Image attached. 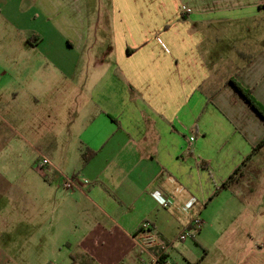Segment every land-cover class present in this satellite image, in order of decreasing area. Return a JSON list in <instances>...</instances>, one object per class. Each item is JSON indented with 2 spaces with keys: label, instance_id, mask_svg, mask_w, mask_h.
Here are the masks:
<instances>
[{
  "label": "crops",
  "instance_id": "obj_1",
  "mask_svg": "<svg viewBox=\"0 0 264 264\" xmlns=\"http://www.w3.org/2000/svg\"><path fill=\"white\" fill-rule=\"evenodd\" d=\"M98 1L0 0V264H264V0Z\"/></svg>",
  "mask_w": 264,
  "mask_h": 264
},
{
  "label": "built area",
  "instance_id": "obj_2",
  "mask_svg": "<svg viewBox=\"0 0 264 264\" xmlns=\"http://www.w3.org/2000/svg\"><path fill=\"white\" fill-rule=\"evenodd\" d=\"M53 169L61 175V188L69 192H82V181L76 175L65 176L61 174L54 165L44 156L40 155L39 161L36 163V170L39 172L45 169ZM166 204L163 205L165 207ZM201 222L199 219H194L192 221L193 230L199 229ZM190 237L188 231H182L178 235L179 241H184ZM133 242L135 248L140 254L149 256L152 260L151 263L157 264H176L166 259V253L168 252L170 246L167 244H162L158 241L157 237L151 231L148 222H143L140 225L139 232L133 237Z\"/></svg>",
  "mask_w": 264,
  "mask_h": 264
},
{
  "label": "trees",
  "instance_id": "obj_3",
  "mask_svg": "<svg viewBox=\"0 0 264 264\" xmlns=\"http://www.w3.org/2000/svg\"><path fill=\"white\" fill-rule=\"evenodd\" d=\"M233 89L242 98V100L254 111V113L264 122V110L263 108L253 99L251 92L241 87L237 82L231 81ZM264 145V139L259 143L258 147ZM87 161L86 157L83 156V162ZM229 183V181H228Z\"/></svg>",
  "mask_w": 264,
  "mask_h": 264
},
{
  "label": "rangeland",
  "instance_id": "obj_4",
  "mask_svg": "<svg viewBox=\"0 0 264 264\" xmlns=\"http://www.w3.org/2000/svg\"><path fill=\"white\" fill-rule=\"evenodd\" d=\"M96 2L98 1V0H95ZM100 1H102V2H105L106 0H100ZM99 2V1H98ZM15 138L17 139V137L15 136ZM12 139H13V137H12V135H11V133L9 132H7L6 134H5V136H4V142H2V146L0 147V162H4V163H7V162H9L10 161V157H7V154L5 153V152H7L6 150L8 149L7 148V143H6V141L8 140L9 142L11 141L12 142ZM14 145L16 146V144H15V142H14ZM2 150V151H1Z\"/></svg>",
  "mask_w": 264,
  "mask_h": 264
}]
</instances>
